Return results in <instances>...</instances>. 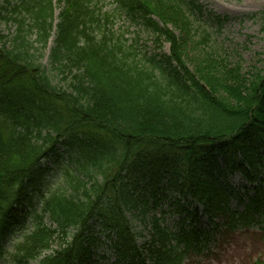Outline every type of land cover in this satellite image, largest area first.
<instances>
[{"label": "trees", "instance_id": "obj_1", "mask_svg": "<svg viewBox=\"0 0 264 264\" xmlns=\"http://www.w3.org/2000/svg\"><path fill=\"white\" fill-rule=\"evenodd\" d=\"M103 1L0 2V21L16 26L11 40L0 30V264H183L220 228V214L233 228L256 221L264 230V179L251 172L264 152V71L244 73L207 51L190 60L189 44L201 51L212 40L196 0H114L120 14L170 44L160 54L115 32ZM260 18L264 24V10ZM61 144L71 166L8 251L4 241L31 202L32 176ZM203 147L219 153L205 159ZM237 172L254 184L243 213L230 210L222 179ZM165 173L175 192L202 208L209 230L198 223L199 207L177 206L186 215L178 231L158 214ZM148 175L150 197L137 191Z\"/></svg>", "mask_w": 264, "mask_h": 264}, {"label": "rangeland", "instance_id": "obj_2", "mask_svg": "<svg viewBox=\"0 0 264 264\" xmlns=\"http://www.w3.org/2000/svg\"><path fill=\"white\" fill-rule=\"evenodd\" d=\"M4 1L0 0L1 3ZM12 2L14 3V0ZM196 3L202 6L203 9V14L199 15V24L209 32L212 40L211 46L202 47V49L200 48L201 51H195L191 47L193 43L189 44L188 55H190V60H194L196 57L200 59L199 56H205V51H207L212 52L214 58L223 65L232 67L240 65L244 73H248L253 69L264 71V24L260 18V13L264 10V0H196ZM103 5V11L115 15L113 25H110L114 31L118 33L125 32L126 37L131 39V42L137 38L142 52L157 54L170 52V44L165 39H156L138 23L125 14H120L114 0H105ZM59 11L60 8L57 7L55 22L58 20ZM217 19L222 20L220 25L217 24ZM0 30L11 40L16 26L12 21H0ZM200 32H203V30ZM193 34L195 41H197L199 38L198 32L196 31ZM54 38L55 36L51 38L47 48L43 51L42 63L45 65L50 63ZM32 39H35V36H32ZM193 64V62H189L191 68H193ZM213 150L211 147H203L201 153L205 159L212 161L214 160L213 157L219 153L218 150ZM258 155L262 157L258 158L257 165L251 169V172L260 181L264 179L263 149L256 153V157ZM225 157V153L218 156V165L224 167L223 169H226V166H223L226 165ZM69 164V150L64 146L60 148L58 155L42 161L39 167L40 170L33 175V184L29 186L32 199L30 205L27 204L29 212L40 208L41 198L43 195L49 194L60 183L64 177L63 172ZM207 168H210V165ZM214 169H217L216 166ZM164 175L165 177L160 180L159 184L158 197L160 203L156 211L164 217L166 224L178 231L181 227H184L182 217L186 215L178 213L177 206L187 205L191 210L197 209L199 206L192 199L179 195L171 188L170 179L173 177L172 174L165 173ZM136 176L140 177L139 174ZM132 178L133 175L129 180ZM176 179L179 180V176L176 175ZM222 179L224 180L223 185L231 194L229 200L230 210L243 213L246 204L249 202V197L254 195V184L249 183L239 172L224 175ZM148 182L149 175L145 182L140 180L137 191L150 197L152 191L150 186L145 184ZM177 201H180V203L177 204ZM199 209L202 221L198 223L203 224L208 229V217L203 214L201 207ZM255 218H258V215ZM191 220L192 218L187 223ZM22 221L25 225H19V228L6 238L5 245L10 250L30 229V218H24ZM47 222L51 224L49 220ZM216 222L219 223L220 228L211 232L209 241L203 243L200 249H191L183 264H256L259 259L264 257V230L259 223L251 221L248 225L233 228L229 214H220L216 217ZM133 225L139 230L142 229L139 220L137 222L133 220ZM148 238L149 229H145L142 236L139 237V242L142 243ZM109 259L112 261V257H109Z\"/></svg>", "mask_w": 264, "mask_h": 264}]
</instances>
